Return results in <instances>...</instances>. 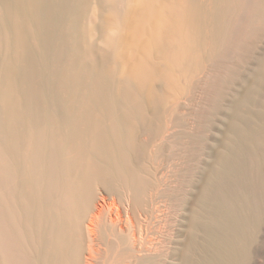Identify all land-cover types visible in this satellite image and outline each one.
I'll list each match as a JSON object with an SVG mask.
<instances>
[{
  "label": "bare ground",
  "instance_id": "1",
  "mask_svg": "<svg viewBox=\"0 0 264 264\" xmlns=\"http://www.w3.org/2000/svg\"><path fill=\"white\" fill-rule=\"evenodd\" d=\"M263 39L264 0H0V264H264Z\"/></svg>",
  "mask_w": 264,
  "mask_h": 264
},
{
  "label": "rangeland",
  "instance_id": "2",
  "mask_svg": "<svg viewBox=\"0 0 264 264\" xmlns=\"http://www.w3.org/2000/svg\"><path fill=\"white\" fill-rule=\"evenodd\" d=\"M263 41H264V39H263ZM263 41L261 43H259L258 52H262L264 50V42ZM215 137H216V135H213V138H215Z\"/></svg>",
  "mask_w": 264,
  "mask_h": 264
}]
</instances>
